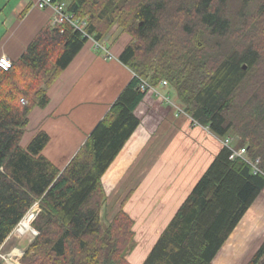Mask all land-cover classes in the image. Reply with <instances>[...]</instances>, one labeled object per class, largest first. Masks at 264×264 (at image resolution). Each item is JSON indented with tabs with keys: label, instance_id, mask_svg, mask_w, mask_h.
Segmentation results:
<instances>
[{
	"label": "trees",
	"instance_id": "obj_1",
	"mask_svg": "<svg viewBox=\"0 0 264 264\" xmlns=\"http://www.w3.org/2000/svg\"><path fill=\"white\" fill-rule=\"evenodd\" d=\"M53 2L67 3L96 42L114 26L130 35L119 60L134 78L59 170L43 155L47 133L26 148L22 140L30 114L48 106L49 89L88 37L69 24H47L9 71L0 68V248L27 219L39 236L25 264H131L123 251L134 239V221L122 210L104 228L103 177L141 125L143 80L172 86L194 123L222 140L234 137V148L260 159L264 172V0ZM230 155L222 146L143 264H214L264 193V176ZM249 264H264V242Z\"/></svg>",
	"mask_w": 264,
	"mask_h": 264
},
{
	"label": "crops",
	"instance_id": "obj_2",
	"mask_svg": "<svg viewBox=\"0 0 264 264\" xmlns=\"http://www.w3.org/2000/svg\"><path fill=\"white\" fill-rule=\"evenodd\" d=\"M54 15L52 9L41 10L35 7L34 0H0V59L8 57L12 62L17 61L40 30L47 24L52 25ZM121 40V42L124 41L122 44H112L111 48L107 47L110 40L102 42L103 46L107 45L109 53L94 50L92 42H88L84 46L49 89L50 103L48 106L44 109L36 108L30 114L25 134L32 131V136L30 134L26 139L27 137L25 138L24 135L22 140L24 142L26 139V146L22 144L24 148L39 132L43 131L50 136V142L44 149L43 155L59 170H64L68 166L134 78V73L119 60L129 39L122 36ZM159 90L163 97L170 94L166 86H160ZM158 102H160L158 94H147L136 110V115L140 120L143 119L139 115V109L145 104L154 106ZM160 103L164 109L159 111V120L163 114H166L167 119L171 120L170 126L165 128L167 121L166 124H163L164 120L162 119L158 127H154V129L147 127L146 133H144L140 131V125L110 170H113L116 163L125 162L132 154L136 153L138 148H145L147 140L150 138L146 140V137L157 129V133L152 134L149 150L154 148L163 150V146L160 145L166 143L165 150L171 151L174 158L164 159L160 164L169 160L168 163L172 167H182L183 158L186 160L181 151L185 144L184 134L186 135V131L190 130L193 135H200V131L197 129L199 126L191 130L189 121L187 122L184 117H177L173 110L168 109L170 108L168 105L162 101ZM150 115L151 110H146V117H150ZM221 148L222 146L219 144L210 153L206 168L194 182L188 173L180 175L172 173L173 168L170 173L168 172L169 174L167 172L162 174L147 173L141 178L133 198L125 206V211L137 222V227L141 222L145 224L146 251L141 252V249H137L132 252L128 257L131 264H143L163 230L173 219ZM144 154L146 155V152ZM136 157L137 155L133 159ZM176 170L179 171L177 168ZM119 174L117 171L111 174L107 172L103 177L104 185L108 183L110 187L114 188V182H118L120 179ZM169 176L172 178L168 179ZM176 176L177 178H175ZM146 195H151L150 200L146 201ZM251 210L247 212L242 222ZM245 223H249L248 219ZM141 243L143 244L142 241Z\"/></svg>",
	"mask_w": 264,
	"mask_h": 264
},
{
	"label": "rangeland",
	"instance_id": "obj_3",
	"mask_svg": "<svg viewBox=\"0 0 264 264\" xmlns=\"http://www.w3.org/2000/svg\"><path fill=\"white\" fill-rule=\"evenodd\" d=\"M122 36H125L126 38L129 39L127 45H129L132 42V37L130 35L123 33L120 29H118L117 26H114L113 29L109 31L106 38L104 39V41L110 40L109 41L110 44L106 46L108 48H111L112 44H118V43L122 44L124 42V41L121 42ZM166 87H167V91H170V94H167L164 97L158 95L160 96V102L162 101L163 103L168 105L170 107L168 109L173 110L177 117H184L187 122L189 121L191 125L190 126L191 130L197 128L196 126L199 125L194 123L193 120L186 114L185 106L179 101L175 89L169 85H167ZM160 102L155 103L154 106H149V105L146 106L145 104V106H142L139 109L140 110L139 115L143 118L141 119V128H140L141 132L146 133L147 127L150 128L152 127V129H154V127H158L162 119L164 120L163 124H166L167 121L165 128L170 126L171 120L167 119L168 116L166 114H163V116L159 120V115H160L159 111H162L164 109L162 108L163 106L162 103ZM148 109L151 110L150 117H146V110ZM197 129L198 131H200L199 132L200 135L197 134L193 135V133H191L190 130L186 131V135L184 134L185 144L183 145V149L181 151L184 157L186 158V160H184L183 158L184 164L183 163L181 164L182 167L181 166L172 167L168 163L171 158H174V155L168 149L165 150L167 146L166 143L160 145L163 146V150H156V148L149 150L148 146L152 142V134L155 135L157 133L158 130L157 129L155 132L151 133L150 136L146 137V140L150 137L147 140V144L145 146L146 149L138 148L136 150V153L132 154L131 152L132 155L125 162L122 163L118 162L113 167V170L109 169L108 171L109 174H111L114 171L119 172L120 179L118 182H114L115 183L113 184L115 185L114 188L110 187V184L108 183L104 185L103 182L106 200L101 215H102V223L106 230L109 228L115 216L118 215L120 211L122 210L125 211V206L133 198V195L136 192V187L138 184H140L141 178L146 176L147 173L149 174L151 173L162 174L166 172L170 173V170L173 168L172 173H179V175L182 173L183 174L188 173V176H190L193 179L192 182H194L199 178V176L202 174V171H204V169L206 168L208 160L210 159V153H212L214 148H216V146L218 147L219 144L220 146H223V143H222V139L213 135L207 128L199 126ZM30 134L32 136V131L26 132L25 138L28 135L30 136ZM28 137L26 139H28ZM26 139L24 140V142H22L23 146H26ZM234 143L236 144V140ZM145 152L146 155L144 154ZM136 155L137 157L133 159L134 156ZM167 158L169 159L168 161L164 162L163 164H160L161 161H164V159ZM176 168L179 171H177ZM177 176L175 178H177ZM171 178L172 176L168 177V179ZM150 196L151 195L149 196L146 195V201L150 200ZM34 207H36L37 210V213L35 215L36 218V216L40 212V209L38 204H36ZM251 209L252 210L249 212V215L240 224L239 228L233 233V235L230 237L224 248L221 250L217 258L215 259L214 264H249L250 263L255 253L258 251V249L264 242V193L259 197V199L256 201V203L252 206ZM125 213H127L128 216H130V218L134 221V227H133L134 239L127 245L126 252L123 251L124 256L129 261L128 257L132 254V252L136 251L137 249H141V252L146 251V237H145L146 228L143 222H141L139 224L140 226L137 227V222L132 218V216L126 211ZM247 219L249 221L248 224L245 223ZM26 220L27 219L22 221L20 225L24 226V228L30 234L33 235V233H31L28 229V224ZM17 227L0 248V264H4L5 260L3 257H8L9 254L19 244V239H18L19 237L16 236ZM36 233L38 237L39 233L37 231ZM37 237L35 238L37 239ZM141 241L143 242V244L141 243ZM33 243L28 247L27 251L19 259L18 264H25L23 262V259L25 257V254L33 245ZM106 245H107V250L113 247V244H111L110 241L107 239H106Z\"/></svg>",
	"mask_w": 264,
	"mask_h": 264
},
{
	"label": "built area",
	"instance_id": "obj_4",
	"mask_svg": "<svg viewBox=\"0 0 264 264\" xmlns=\"http://www.w3.org/2000/svg\"><path fill=\"white\" fill-rule=\"evenodd\" d=\"M34 1H35V7H37L38 9H41V10L52 9L54 11L55 15H54L53 22H52L53 27L69 24L72 27H74L76 30L81 31L84 34V37H88L89 39L88 42H92L94 50L103 51L104 53H109L107 50V47L102 45V42L101 43L96 42L94 39H92L91 37L87 35L85 31V28L87 26L86 21L80 20L76 18L74 14L70 13L68 11L67 3L65 2L64 3H54L53 0H34ZM12 65H13V62L8 57H2L0 59L1 69L5 71H9L12 68ZM140 86L143 91L147 92V94L156 93L162 96V94H160L159 87L167 86V85H166V82H163L159 87H152L146 81L143 80ZM22 102H24V100H22ZM234 142L235 140L231 137H227L222 140L223 146L231 150L230 159L231 160L241 159L247 162L252 167L253 173L255 175L261 174L264 176V172L259 168L260 159H257L256 161L251 160L248 156L247 149L246 148L235 149Z\"/></svg>",
	"mask_w": 264,
	"mask_h": 264
},
{
	"label": "bare ground",
	"instance_id": "obj_5",
	"mask_svg": "<svg viewBox=\"0 0 264 264\" xmlns=\"http://www.w3.org/2000/svg\"><path fill=\"white\" fill-rule=\"evenodd\" d=\"M16 234V236L19 237V244L8 257H3L5 260L4 264H18L19 259L36 239L34 235L30 234L22 225L17 227Z\"/></svg>",
	"mask_w": 264,
	"mask_h": 264
}]
</instances>
